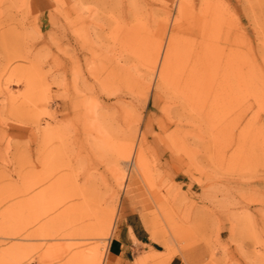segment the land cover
Listing matches in <instances>:
<instances>
[{
    "label": "rangeland",
    "instance_id": "1",
    "mask_svg": "<svg viewBox=\"0 0 264 264\" xmlns=\"http://www.w3.org/2000/svg\"><path fill=\"white\" fill-rule=\"evenodd\" d=\"M124 212L264 264V0H0V264H101Z\"/></svg>",
    "mask_w": 264,
    "mask_h": 264
},
{
    "label": "crops",
    "instance_id": "2",
    "mask_svg": "<svg viewBox=\"0 0 264 264\" xmlns=\"http://www.w3.org/2000/svg\"><path fill=\"white\" fill-rule=\"evenodd\" d=\"M162 250L140 219L133 212H124L110 231L101 264H187L179 253L166 258L152 255Z\"/></svg>",
    "mask_w": 264,
    "mask_h": 264
},
{
    "label": "bare ground",
    "instance_id": "3",
    "mask_svg": "<svg viewBox=\"0 0 264 264\" xmlns=\"http://www.w3.org/2000/svg\"><path fill=\"white\" fill-rule=\"evenodd\" d=\"M164 60H166V59H164ZM162 63H163V62H162ZM160 73H161V72H160ZM159 75H160V79H161V81H162V78H161V77H162V74H159ZM190 78H191V77H190ZM188 80H189V78L187 77V78H186V82H187ZM129 163H131V162H129ZM129 163H128V164H129ZM126 164H127V162H126ZM139 164H141V163H139ZM134 169H135V167H134Z\"/></svg>",
    "mask_w": 264,
    "mask_h": 264
}]
</instances>
